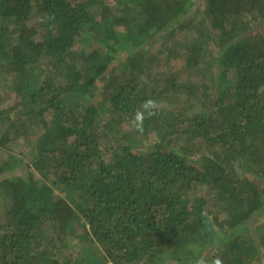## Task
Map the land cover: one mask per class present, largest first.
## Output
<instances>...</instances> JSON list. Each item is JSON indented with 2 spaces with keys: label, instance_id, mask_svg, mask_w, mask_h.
<instances>
[{
  "label": "trees",
  "instance_id": "obj_1",
  "mask_svg": "<svg viewBox=\"0 0 264 264\" xmlns=\"http://www.w3.org/2000/svg\"><path fill=\"white\" fill-rule=\"evenodd\" d=\"M111 2L0 0V145L39 126L50 182L0 164V264H264V0ZM148 99L144 148L121 128Z\"/></svg>",
  "mask_w": 264,
  "mask_h": 264
},
{
  "label": "rangeland",
  "instance_id": "obj_2",
  "mask_svg": "<svg viewBox=\"0 0 264 264\" xmlns=\"http://www.w3.org/2000/svg\"><path fill=\"white\" fill-rule=\"evenodd\" d=\"M106 3H110V5H113V3L111 2V0H105ZM201 2H198L195 6V8H191V13L192 11H194L197 8V13L196 15L190 16V14L188 15L187 18H185L184 25H187L190 21L193 20V22L191 23V26H197L200 23H204L203 25H206L208 23H206L204 19V6L202 4H200ZM204 16V17H203ZM192 19V20H191ZM38 18H32L30 20V22L28 23L30 26H35V22H37ZM255 29L254 30H258V29H263L264 30V22L262 23H257L253 26ZM182 28V27H181ZM180 28V29H181ZM188 30L183 29V31L179 30V32L176 34L177 36L171 38L174 44H176L178 47L182 48L181 43L184 40H190V38H193V34L192 32L190 33ZM38 33H40V31L38 30ZM214 54V53H213ZM165 56H166V52L162 53L160 56V60H161V66L160 65H152V67H154L157 71H161V70H166L169 68L173 69L174 66H177L179 68H181L180 72V78L179 80L181 81H186L188 78L190 80L195 79V75L192 74V71H187L188 67H186V71H183L184 69V64L183 61L180 59H170L168 61V63H166L165 61ZM172 63V64H170ZM166 64H170V66H168V68H166ZM174 64V65H173ZM183 68V69H182ZM10 77H8V80L5 82L1 83L0 86V106L1 107H6V106H10V105H18L19 104V97L18 95H16L15 93L11 92V88H10ZM144 79V78H143ZM99 85L101 86V83L99 82ZM102 90H104L103 86L99 87V89L96 91L95 94V101L100 100L101 97V92ZM166 106V103H161L160 107ZM50 119V118H49ZM39 127V126H37ZM36 126L33 128V130H29L28 131V136L26 138L20 137L17 139H13L11 142L7 143L5 146H1L0 145V164H2L3 162H7V161H11V157H17L19 160H21L23 162L22 166L17 167L16 170H14L13 172H10V174H7L6 176H10L13 174H18V173H22L23 175H28L30 172H33V178L37 181L38 185H43V184H47L50 183L48 182L47 179L44 178L43 174L41 171H37L36 169L34 170V167H29L31 165V155L33 154L32 151V147H33V140L35 137V134L37 132V128ZM123 131L128 132L129 133V137L131 139H134L136 142H138V144L141 147H152L153 143H154V137L150 136V135H144L142 132L137 131L136 126L134 124V121H131L130 123H126L124 126H122L121 128ZM1 127H0V138H1ZM26 164H28L26 166ZM30 173V174H31ZM4 176H0V180L3 178ZM47 178H51L50 175H47ZM0 194H1V190H0ZM201 194V192H197L196 196L198 197ZM2 205L0 203V220L2 219ZM253 229V228H251ZM249 234V232L247 233ZM246 234V235H247Z\"/></svg>",
  "mask_w": 264,
  "mask_h": 264
},
{
  "label": "clouds",
  "instance_id": "obj_3",
  "mask_svg": "<svg viewBox=\"0 0 264 264\" xmlns=\"http://www.w3.org/2000/svg\"><path fill=\"white\" fill-rule=\"evenodd\" d=\"M156 101L152 99L145 100L142 104L143 111H137L134 115V124L136 126L137 131H143V121L146 118H151L156 114L155 107ZM205 223H210V220H206ZM196 264H208L207 261L203 259H197ZM211 264H223L222 259L219 256H216L211 259Z\"/></svg>",
  "mask_w": 264,
  "mask_h": 264
}]
</instances>
